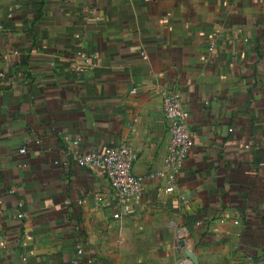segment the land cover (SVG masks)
<instances>
[{
  "label": "crops",
  "instance_id": "crops-1",
  "mask_svg": "<svg viewBox=\"0 0 264 264\" xmlns=\"http://www.w3.org/2000/svg\"><path fill=\"white\" fill-rule=\"evenodd\" d=\"M0 73V264H264V0H0ZM165 89L193 133L172 191ZM122 142L142 190L115 219L74 156Z\"/></svg>",
  "mask_w": 264,
  "mask_h": 264
},
{
  "label": "built area",
  "instance_id": "built-area-1",
  "mask_svg": "<svg viewBox=\"0 0 264 264\" xmlns=\"http://www.w3.org/2000/svg\"><path fill=\"white\" fill-rule=\"evenodd\" d=\"M213 49V44L209 50ZM17 53V51H14ZM98 53H86L76 50L72 54L71 69L80 75L98 65ZM50 65L53 62L49 63ZM0 76H3L0 73ZM162 112L167 121L168 144L167 153L163 159V168L169 186L167 191H172L176 176L180 173L187 159L192 143L193 133L188 129L186 114L181 102V95L177 89H165L161 92ZM79 140H72L73 145H78ZM21 153L25 149H20ZM137 159V152L128 142L106 148L103 151L89 150L76 151L74 161L76 165L84 168L100 170L105 176L110 193L115 199L118 210L113 213L115 219H121L131 211L132 204L139 198L142 190L141 179L133 173L132 167ZM161 175L162 173H156ZM99 203L103 201L100 193L94 195ZM85 199H78L77 204H82ZM22 215L19 214L18 217ZM82 254V249L77 248V255Z\"/></svg>",
  "mask_w": 264,
  "mask_h": 264
},
{
  "label": "water",
  "instance_id": "water-1",
  "mask_svg": "<svg viewBox=\"0 0 264 264\" xmlns=\"http://www.w3.org/2000/svg\"><path fill=\"white\" fill-rule=\"evenodd\" d=\"M183 241L182 240H179V245H183Z\"/></svg>",
  "mask_w": 264,
  "mask_h": 264
}]
</instances>
